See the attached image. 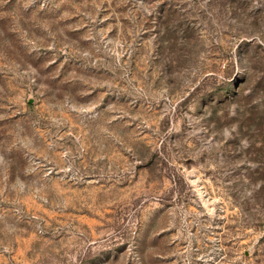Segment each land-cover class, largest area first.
<instances>
[{
  "label": "rangeland",
  "instance_id": "374dc122",
  "mask_svg": "<svg viewBox=\"0 0 264 264\" xmlns=\"http://www.w3.org/2000/svg\"><path fill=\"white\" fill-rule=\"evenodd\" d=\"M0 264H264V0H0Z\"/></svg>",
  "mask_w": 264,
  "mask_h": 264
}]
</instances>
